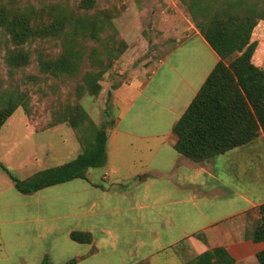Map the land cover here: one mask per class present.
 <instances>
[{
    "label": "crops",
    "instance_id": "crops-1",
    "mask_svg": "<svg viewBox=\"0 0 264 264\" xmlns=\"http://www.w3.org/2000/svg\"><path fill=\"white\" fill-rule=\"evenodd\" d=\"M185 33L168 53L176 61L157 58L147 74L110 92L102 166L29 194L17 191L6 176L9 182L0 189V264H40L45 258L53 264L71 259L74 264H161L168 251L182 264L218 246L234 264H258L255 254L264 241L254 242L252 231L264 202V141L201 162L174 148V123L219 61L197 28ZM251 61L264 68V61ZM66 140L62 137L57 153L65 160L39 170L77 156L81 150L70 154ZM26 166L23 161L17 167ZM39 170L15 175L25 179ZM73 231L90 233V243L72 240Z\"/></svg>",
    "mask_w": 264,
    "mask_h": 264
},
{
    "label": "trees",
    "instance_id": "trees-1",
    "mask_svg": "<svg viewBox=\"0 0 264 264\" xmlns=\"http://www.w3.org/2000/svg\"><path fill=\"white\" fill-rule=\"evenodd\" d=\"M92 1L82 0L81 5L87 8L92 5ZM223 1L227 7H221L219 12L226 14V18L219 17L217 12L204 25H198L199 32L219 56V61L172 127L176 136L175 150L195 162L245 145L256 139L260 132L264 137V68L252 63L256 44L250 42V34L257 20H264V7L258 11L256 8L248 9L242 0ZM235 5L243 7L241 12L230 14L229 8ZM210 7L209 4L205 5V11ZM107 20L103 12L89 15L53 6L44 16L22 10L13 11L0 5V43L3 41L5 50L3 59L11 68L25 67L30 62V53L24 46L46 38L59 39L62 51L56 56L37 53L40 72L56 78L72 77L83 72L81 80L85 92L97 95L101 88L100 76L117 55L112 54L117 49L112 47L105 51L102 46L92 47L86 56L85 49L90 41H100ZM108 25L111 27L110 20ZM234 54L236 56L226 64L225 61ZM84 61H91L94 69L81 71ZM25 96L26 93L19 92L5 98L0 106V128L18 106L28 111ZM71 108L68 104L58 116V121L48 127L68 122L75 130L79 123L88 120L82 109L76 107L72 113ZM76 137L78 139L77 133ZM106 141V128H96L94 125L91 140H87L77 156L68 162L39 170L25 179L17 177L1 162L0 167L17 191L29 194L56 183L84 178L89 168L102 166L107 159ZM258 211L259 218L252 231L254 242L264 241V202L259 205ZM70 237L79 243L91 241V234L87 232L73 231ZM255 258L258 264H264V249L257 251ZM75 262L76 259H71L61 264ZM141 263L144 262L138 264ZM234 263L235 259L226 248L218 246L184 264ZM40 264L53 263L45 258Z\"/></svg>",
    "mask_w": 264,
    "mask_h": 264
},
{
    "label": "rangeland",
    "instance_id": "rangeland-1",
    "mask_svg": "<svg viewBox=\"0 0 264 264\" xmlns=\"http://www.w3.org/2000/svg\"><path fill=\"white\" fill-rule=\"evenodd\" d=\"M242 2L247 8L249 7L248 9L256 8L259 11L264 7V0H242ZM81 3L82 0H0V5L13 11L22 10L44 16L53 6L69 8L74 13L89 15L103 12L110 20L111 27L107 20L100 41H90L85 49V56L90 53L92 47L102 46L105 51H109L112 47L117 49L112 52L117 55L107 64V70L100 76V91L92 96L84 90L81 80L83 72L72 77L59 78L40 72L36 61L37 53L56 56L62 51L59 39L46 38L24 46L30 53V62L22 68H11L7 65L3 59L5 50L1 41L0 106L9 95L19 92L26 93L25 97L28 101V111L18 106L0 129V162L18 176L26 177L45 167L44 164L63 162L65 155H57L62 145V137L67 139V144H71L69 153L76 154L87 140H91L94 125L96 128L101 126L106 128V124L109 123L106 118L107 111L110 113L107 101L113 87L129 82L138 74H147L151 61L157 58L163 56L162 58L167 61H176V56L169 57L168 53L177 44L175 38L178 35H183L191 27L198 29V25L207 22V19L217 12L219 17L223 19L227 17L226 14L219 12L221 7H227L223 0L215 2L213 0H93L92 5L87 8ZM207 4L211 7L205 11L204 6ZM242 8V6H231L228 12L237 14ZM258 14L261 15V12ZM250 42L256 44L252 58L264 61L263 19L257 20L250 34ZM235 56L236 54L227 61ZM177 60L190 61V57H178ZM84 62L81 71L94 69L91 61ZM31 77L34 79L32 80ZM68 104L73 109L76 107L82 109L87 114L88 120L79 123L75 130L67 124L68 122H64L65 124L56 130L42 131L58 121L61 111ZM73 109L71 108L72 113H74ZM77 120L80 121L79 118ZM28 125H32L36 130H32ZM76 133L77 140L74 136ZM260 135L261 132L256 139L262 142L264 137ZM48 143L51 145L47 146ZM47 152L50 156L44 161ZM23 161L27 162V166L23 170L18 169V164ZM49 161L51 163H44ZM8 182L0 167V189ZM166 254L168 257L164 258L161 264H179L171 251ZM193 258L185 260L182 264ZM161 260L159 259L158 262Z\"/></svg>",
    "mask_w": 264,
    "mask_h": 264
}]
</instances>
